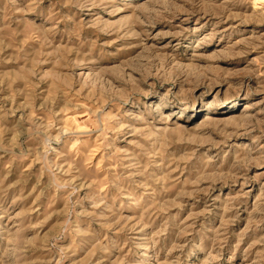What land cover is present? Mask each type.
Masks as SVG:
<instances>
[{"label":"rangeland","instance_id":"374dc122","mask_svg":"<svg viewBox=\"0 0 264 264\" xmlns=\"http://www.w3.org/2000/svg\"><path fill=\"white\" fill-rule=\"evenodd\" d=\"M0 264H264V0H0Z\"/></svg>","mask_w":264,"mask_h":264},{"label":"bare ground","instance_id":"6f19581e","mask_svg":"<svg viewBox=\"0 0 264 264\" xmlns=\"http://www.w3.org/2000/svg\"><path fill=\"white\" fill-rule=\"evenodd\" d=\"M247 107H248V106H247ZM247 109H248V108H247ZM205 116H206V118H205L204 120H202L201 123H202V122L209 121V120H211V119L213 118V116H211V114H209V113L206 114Z\"/></svg>","mask_w":264,"mask_h":264}]
</instances>
